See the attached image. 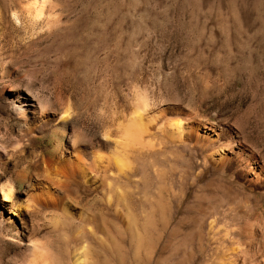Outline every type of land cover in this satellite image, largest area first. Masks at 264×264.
<instances>
[{
	"label": "rangeland",
	"instance_id": "374dc122",
	"mask_svg": "<svg viewBox=\"0 0 264 264\" xmlns=\"http://www.w3.org/2000/svg\"><path fill=\"white\" fill-rule=\"evenodd\" d=\"M27 4L0 0V264H264V0H47L37 24ZM73 145L98 185L32 203L19 172Z\"/></svg>",
	"mask_w": 264,
	"mask_h": 264
},
{
	"label": "bare ground",
	"instance_id": "6f19581e",
	"mask_svg": "<svg viewBox=\"0 0 264 264\" xmlns=\"http://www.w3.org/2000/svg\"><path fill=\"white\" fill-rule=\"evenodd\" d=\"M27 1H28V4L24 8V14H26V17L29 19V21H31L34 24H37L41 19L44 18L46 14L45 5H46L47 0H27ZM16 16H17L16 18L19 17L18 15ZM147 107H148V102L144 97V99L142 100L140 99V101L135 102L134 107H133L135 108V114L132 113L134 115L133 117L122 120L123 122L119 121L118 123H116L117 135L115 139L112 137L114 139L113 142L115 143V146H116V153L115 155L112 153L114 155V157L113 156L112 157L118 166L117 168L118 171L119 170L123 171V168L127 167L130 164L127 157L125 156L127 150L130 151L129 148H133L137 146L136 144H138L141 138H143V137L140 138V133L142 132V130H144V124L142 120L143 118L144 119L146 118L147 120V118L150 117V113H151V112L149 113V109H147ZM13 112L17 115L19 120H25L27 117L26 110L19 104L13 105ZM57 116L58 114L55 115L53 119L57 120ZM62 119H66V117H62ZM183 122L184 121L181 120V121H176L172 124L174 127L176 126L177 128H173L170 131L174 134H177L178 136L177 138H182V135L184 134V131L186 130L185 127L188 124V122H186V124ZM187 128H188V131L186 132H188L189 138H193L195 140L203 139L206 142L212 141L210 137H207L206 135H200V133L198 132L199 128L196 129L197 127L193 128L192 126L187 127ZM21 132L24 136H27V137H39L40 136L36 132L33 126L23 127ZM74 145H73V149L68 155H66L60 149L56 152H53L52 155L49 154L48 157L47 155L46 156L42 155L40 158V161H41L40 163L43 165V170L41 172L40 171L37 172L36 170H33V169H29V171L22 170L19 172L18 178L21 179V181H24L26 185L28 186V189H29L28 195L32 203H34L37 206H51V207L59 209L63 213H71V208H72L71 200H72L73 191L80 184H85L90 187L91 186L96 187L98 185L97 177H95V175L97 174V172H95V169H94L95 167H93V165L90 164L85 159L83 152L79 149L80 146L76 147L77 146L76 144V146L74 147ZM21 146H23V148L27 147L25 145H21ZM232 153H233V150H232ZM241 153H240V156H241ZM236 154H239V153L236 152ZM225 157H227V155L225 156V154L223 155L222 153H220V157L217 159L219 164L220 163L223 164V161L227 159L226 158L224 160ZM242 157L243 156H241V158ZM243 159H242V162H244ZM255 173L256 171L254 172V174ZM2 196H3L2 197L3 200H9V199L11 200L12 190L9 189L6 193L2 191ZM76 262H78L77 264H82V259L79 258L78 261Z\"/></svg>",
	"mask_w": 264,
	"mask_h": 264
}]
</instances>
